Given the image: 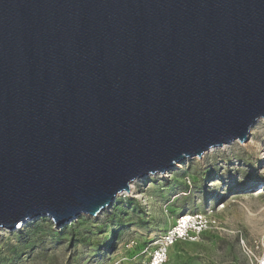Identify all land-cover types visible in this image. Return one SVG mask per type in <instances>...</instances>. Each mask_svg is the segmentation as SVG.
Listing matches in <instances>:
<instances>
[{
    "label": "water",
    "instance_id": "obj_1",
    "mask_svg": "<svg viewBox=\"0 0 264 264\" xmlns=\"http://www.w3.org/2000/svg\"><path fill=\"white\" fill-rule=\"evenodd\" d=\"M264 118V0H0V232L96 216Z\"/></svg>",
    "mask_w": 264,
    "mask_h": 264
},
{
    "label": "rangeland",
    "instance_id": "obj_2",
    "mask_svg": "<svg viewBox=\"0 0 264 264\" xmlns=\"http://www.w3.org/2000/svg\"><path fill=\"white\" fill-rule=\"evenodd\" d=\"M165 173L134 180L96 216L55 228L29 219L0 232V264H264V118L233 140ZM183 215L202 217L190 236L166 242Z\"/></svg>",
    "mask_w": 264,
    "mask_h": 264
},
{
    "label": "built area",
    "instance_id": "obj_3",
    "mask_svg": "<svg viewBox=\"0 0 264 264\" xmlns=\"http://www.w3.org/2000/svg\"><path fill=\"white\" fill-rule=\"evenodd\" d=\"M186 215L181 216L180 220L183 219ZM197 219L202 220V217H191L188 219V221L180 222L179 226L177 227L176 230L171 231L167 236H166V242L168 243H173L175 238H184L186 236H190L191 233L197 228L193 229L191 227H199V223H197ZM197 223V224H196ZM166 249L160 250L155 254L154 261L152 262L153 264H161L165 258H166Z\"/></svg>",
    "mask_w": 264,
    "mask_h": 264
},
{
    "label": "bare ground",
    "instance_id": "obj_4",
    "mask_svg": "<svg viewBox=\"0 0 264 264\" xmlns=\"http://www.w3.org/2000/svg\"><path fill=\"white\" fill-rule=\"evenodd\" d=\"M213 150H215V147H212V148H210V149L207 150V151H208V152H211V151H213ZM208 152H207V153H208ZM133 189H134V181L131 182V191H132ZM122 193H123V192H122ZM122 193H119V194L117 195V197L120 196ZM117 197H116V198H117ZM191 217H192L191 215H186L185 217H183V219L180 220V222H184V221L186 222V221H188V219L191 218ZM27 222H29V221L27 220V221L21 223V224L19 225V228H23L24 225H26Z\"/></svg>",
    "mask_w": 264,
    "mask_h": 264
}]
</instances>
